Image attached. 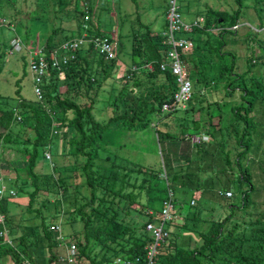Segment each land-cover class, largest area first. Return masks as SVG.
Wrapping results in <instances>:
<instances>
[{"label":"trees","instance_id":"obj_1","mask_svg":"<svg viewBox=\"0 0 264 264\" xmlns=\"http://www.w3.org/2000/svg\"><path fill=\"white\" fill-rule=\"evenodd\" d=\"M59 1L57 0V5ZM242 1L234 0L237 8L231 12L208 9L206 14L198 16L203 17L204 23L201 28L193 29L187 36L188 39L193 43L192 36H201L209 29L219 28L218 30L221 32L217 36L215 45L212 48L207 47L206 52L211 56L216 55L218 58H222L223 54L219 51L223 46L222 34L224 31L231 32L230 28L237 25L241 18ZM79 2L81 7L76 12L81 16V20L77 24V37L80 36L83 26H85L84 31L88 39L101 40L105 38L114 46V38L100 30L99 22L97 21L94 25L91 23L92 6L90 0H80ZM72 5L73 0H70L65 7L71 9ZM253 8L258 14L257 10L261 11L264 8V0H253ZM67 9L62 10L66 11ZM53 11L59 13L57 8H54ZM224 26L227 29L223 31L220 28ZM165 29L166 22L164 30L155 34L151 32L148 25L138 22L137 29L131 34V56L136 57L137 60L131 66L136 71L130 72L131 67L126 70L120 89V94L124 92V97L113 102L114 111H116L128 95L134 99L135 109H132L129 116L115 114L105 123L97 122L91 115V111L97 102L96 98H98L102 83L110 77L115 67L117 56L115 59L105 60L94 49L92 43L88 42L73 52L74 58L65 66H59L56 69L50 68L49 52L56 51L64 41L74 38L73 34L59 37L61 31L65 32V30L61 26L54 27L45 38L44 46L41 47L48 64L46 74L42 78L41 102L35 98L26 100L19 94V83L24 77H28L27 59L25 55L20 56L21 76L14 82L16 86L14 91L15 103L7 107V101L13 97L0 95V130L2 131L0 133V146L24 159V172L32 187V190L27 193L28 200L24 214L29 215L27 220L39 219V222L36 225V230L32 227L31 232L17 238L18 242L15 244L14 240L9 237L8 223L10 218L7 215L3 197L1 210L4 215L9 243H0V260L8 259L10 264H20L24 260L31 264H57V257L52 251L60 243H57V233L50 230L53 225L50 226L48 222H51V219L58 220V218L63 217L64 214L56 208L59 200L65 197L67 187L64 180L58 174L55 175L60 171L55 163L50 165L51 173L47 175H40L35 172L36 159L40 154L44 158V153L47 152L49 159L51 156L83 159L80 169L84 178V186L88 192L87 198L80 204H77L72 198L70 201L72 211L64 212L69 214L64 219V223L69 224L70 227L77 223L81 224V231L77 233L82 238L83 244H76L75 242L74 262L76 264H117L115 260L118 259L122 261L121 264H144L145 248L152 241L150 234L145 231L146 224L157 222L156 214L160 212L165 200L170 199L173 206L176 203L181 204L176 193L177 191L178 193L184 192V190L181 191V188L184 189L187 186H185V180L182 179L183 176L179 173L185 166L186 171L190 172L188 174L193 175L192 172L195 170L193 168H198L197 160L188 157L184 162L178 159L173 162L174 157L171 152H167L168 150L164 145L163 148L160 147L159 149L162 171L155 172L151 168L147 169L135 164L118 165L114 160H111V157L102 158L103 153L100 151L109 148L102 144L103 135L108 129L116 128L133 133L142 132L153 121L151 117L147 118V114H152L158 120L169 116L178 109L183 113L198 111L189 104L182 109L173 104V94L177 89L174 77L168 69L163 71L159 69V66L167 61V46L162 37ZM198 48L199 46H194L193 43L192 52L182 54L181 61L189 80L194 79L196 84L205 86L206 80L202 75L201 67L209 60L204 58L205 60L198 62L196 58ZM8 49L9 43L6 51ZM245 63L248 67L255 64L253 58L249 56L246 57ZM145 65H149L151 71L144 70L143 66ZM233 69L232 56L230 64L219 69L218 76L223 79L225 95L232 94L239 87V83L244 84L245 81L244 77L247 71L237 75L233 73ZM233 74L234 77L231 79ZM227 76L228 78H226ZM257 86L260 87L261 84L256 83L255 88ZM61 87L63 90H60ZM240 90H243V93L239 94L240 103L231 107L229 111L231 123L226 127L229 130H227V137L225 138V141L229 137L234 139V159L230 161L229 153H225L222 156L223 159L218 158L216 163L223 160L225 168L218 169L213 174L211 181L213 182V179H216L217 182L223 181V193H218L224 197L225 192H230L231 196L224 198L233 199L234 191L232 187L226 185L228 181H231L227 176L232 173L234 166L237 171L236 180L247 184V189L240 192L239 208H244L249 201V194L252 193L253 187L250 184L251 173L248 166L242 164V161L250 151L251 135L256 132L253 108L257 101V95H252L250 90L243 88ZM248 95L251 98L245 99L244 97ZM163 105L168 106L166 111H161ZM206 105V109L214 105V109L217 110L215 103H207ZM211 111L213 110L211 109ZM218 115L220 116L221 113L218 112ZM207 116V121H203V119L192 120L189 127L180 128L178 135H171L165 129L159 131L158 124H154L156 143L161 145L164 142L179 141L181 136L187 135L189 137L194 134V131L197 134L200 131L202 133L201 123L205 122L209 126L208 130H204L207 140L192 144L191 151L194 147L197 157H201L202 154L208 157L211 155L208 148L209 137L214 139L215 135H220L223 128H214L213 125L209 124V120L213 116L212 113ZM228 133L233 135L230 136ZM217 139L224 141L222 137L217 136ZM184 141L186 140L184 139ZM216 144L218 142L215 143V148L218 147ZM238 146L240 150L237 149ZM222 151L224 152V149ZM44 160L46 159L44 158ZM210 160L215 167V157H210ZM105 161L108 162V165ZM52 178L54 181L52 183L57 185L58 192H55L56 204L54 208L56 212L51 218L44 215L48 209L51 194L47 191V196H43L40 186L47 187ZM14 185L16 186V184ZM141 194H144L147 203H149L148 206L139 204L138 199ZM135 206L145 207L146 211H136ZM190 206L194 207L195 204L192 202ZM227 208L230 209L232 206L229 205ZM130 214L144 217L139 227H132L134 222L129 218ZM237 218L233 216L217 220L211 218L208 223L197 218L196 211H192L190 215H186L182 219L181 225L176 226L179 229L194 231L201 238V245L186 249L179 248L175 242L177 234L169 230L171 223L167 228V237L158 249L152 264H264V212L259 214L254 222H250L254 229L251 230L249 237L244 236V231L238 225V221L243 223H247V221H244L241 216ZM204 223L208 227L206 231L202 232L195 229L197 225ZM93 224L95 225L94 228H92ZM90 228L92 229L91 237L87 233ZM77 233L75 232L74 236L78 235ZM31 248L35 249V252L39 248L46 249L48 252L46 262H37L36 254L32 255L30 252ZM94 248H98L96 253L93 252Z\"/></svg>","mask_w":264,"mask_h":264},{"label":"rangeland","instance_id":"obj_2","mask_svg":"<svg viewBox=\"0 0 264 264\" xmlns=\"http://www.w3.org/2000/svg\"><path fill=\"white\" fill-rule=\"evenodd\" d=\"M69 1L60 0L57 5V0H0V95L3 97H13V99L7 101V107L15 103L14 91L16 86L14 82L21 76L20 56L24 55L22 52L6 55L9 41L17 37L27 49L35 50L44 46L45 38L50 34L51 29L56 26H61L65 30V32L61 31L59 37L70 34H73L74 38L77 37V24L81 20V16L76 10L81 7V4L80 0H73L71 9H67L65 6ZM169 1L90 0L92 6L90 21L93 25L98 21L100 30L105 34H109V37L113 36L117 56L115 67L110 77L102 83L101 89L98 92V98H96L97 102L93 105V110L91 111V115L97 122L105 123L107 119L115 114L129 116L132 109H135L134 99L128 95L123 99V103H121L119 109L116 111H114L115 107L113 103L116 99L119 100L120 98L121 100L124 97V92H121L122 96L120 94L123 76L126 70L132 67V63H136L137 61L136 57L131 56V34L137 29L138 22L148 25L152 33H161L164 30L166 22L165 12ZM174 2L180 19L184 23H189L197 19L198 16H203L208 9L231 12L237 8L234 0H174ZM54 8H57L59 13L53 11ZM62 9L67 10L63 11ZM257 11L258 14L253 8V0H243L241 18L236 25L237 29L227 32L224 31L227 29L225 26L220 28L224 31L221 37L223 46L219 49L221 54H223L222 58H218L216 55L211 56L206 52L207 47L210 46L212 48L215 45L217 36L221 32L218 30L219 28L209 29L201 36H192L191 34L194 46H199L196 54L198 62L206 58L209 60L208 63L203 64L201 67L202 75L206 80L205 86L196 84L194 79H190L192 94L186 105L189 104L194 107V110L198 109V111L183 113L178 109L169 116L159 118L158 120L152 114H147V118L151 117L153 119V124L148 125L144 131L135 133L117 129L121 133L118 141L109 137V133L107 132L108 138L106 137L104 141L107 144L106 146L110 147L100 151L103 153L102 158L111 157V160H114L118 165L125 164L129 166L135 164L147 169L151 168L155 172L162 171L159 149L160 147L163 148L164 145L165 147L168 145L169 150L167 149L168 151H166L171 152L174 157L173 162H176L177 159L184 162L188 157L196 158L198 168H193L195 169L192 172L193 175L188 174L190 172L186 171L185 166L182 167V172L179 173V175L183 176L182 179L185 180V186L187 187L184 189L180 187L181 191L184 190V192L178 193L177 191L176 193L181 204L176 203L174 205V220L169 229L177 234L175 242L179 248L199 247L202 243L201 238L194 231L177 228L178 225L182 224V219L186 215H190L192 211H196L197 218L205 220L208 223L211 218L217 220L227 216L235 218L241 216L247 223L238 221V225L244 231L243 233L246 237H249L251 230L254 229L250 222H254L258 218V215L264 212V8L261 11ZM191 52L192 50L189 53ZM231 56L234 61L233 73L237 75L246 71L247 73L244 77V84L239 83V87L232 94L225 95L224 82L218 76V73L221 67L230 64ZM247 56L253 58L254 65L250 67L246 66L245 60ZM233 77L234 74L231 79ZM256 83L261 84V86L255 88ZM19 86V94L22 98L26 100L34 98L28 77H24ZM240 88L248 91L251 88L252 95H257V101L254 103L253 108L256 132L251 135L252 143L250 151L242 161V164L247 165L251 173L250 184L253 187L252 193L249 194V201L244 208H239L240 192L247 189V184L236 180L237 171L234 166L232 167V173L227 176L231 181H228L226 185L232 187L234 191L233 199H225L218 193L223 191V181L217 182L216 179H213V182L211 181L213 174L218 169L222 170L225 168L223 160L216 163L218 158L223 159L222 156L225 153H229L230 161L234 159V139L229 137L225 141V138L227 137V130H229L226 127L231 123L230 108L240 103L239 94L243 93V90H240ZM60 90H63V88L61 87ZM244 98L250 99L251 97L248 95ZM200 100L202 101L200 102ZM212 102L217 106V110L214 109V105L206 109V104H213ZM178 108L180 107L178 106ZM218 112L221 113V117L218 115ZM211 113L213 116L209 120V124L213 125L214 128H223L220 131V135L217 134L215 136L222 137L224 141L218 139L217 141L216 137H213L214 139L209 137V142H207L211 155L208 157H205L204 154L201 157H197L194 147L191 151L192 144L197 143L199 139L205 138L204 141L207 140L204 130H208L209 126L205 122L201 123L202 133L200 131L198 134H191L189 137L183 135L179 141L164 142L158 145L154 131H151L149 137V128L151 130L154 129V124H158L159 131L165 129L171 135H178L180 128L189 127L192 120L203 119V121H207V115ZM113 130H116V128H113ZM0 133H2L1 130ZM228 134L230 135V133ZM115 137L117 136L115 135ZM217 142L216 147L218 145V149L215 148V143ZM223 149L224 152L222 151ZM237 149L240 150L239 146ZM213 156L215 157V167L211 164L212 161L210 160V157L212 158ZM24 163V159L19 157V155L11 153L5 150L3 146H0V188L4 189V206L10 218V222L8 223V229L10 230L9 237L14 240L15 244L18 242L17 238L31 232L32 227L36 230V225L39 222V219L27 220L29 215L24 214L28 200L27 193L32 190L24 172ZM53 163L57 164L58 168H60L59 173H55V175L58 174L64 180L67 187L65 197L59 200L56 208L65 216L62 214V218H58V220L51 219V222L48 223L50 226L55 224H59L60 226L59 235L61 241H57L60 244L52 252H55L57 264H65L63 260L65 259L67 248L70 245H75V242L76 244L83 243L82 238L77 233L81 231V224L77 223L73 227H70L69 224L64 223V219L69 215L64 212L72 211L70 204L72 198H74L77 204L83 203L85 198H87L88 192L84 186V178L80 169L83 159L60 156L55 158L51 156L46 161L40 154L35 161V172L40 175H47L51 173L50 165ZM107 163L106 165H108ZM221 177L223 176L221 175ZM169 181L171 180L169 179ZM52 182H54L53 178L47 187L40 186L43 196H47V191L51 194L48 209L44 212L45 216L51 218L54 217L56 212L54 208L56 204L55 192H58L57 185H54ZM12 183L16 184V186ZM9 191L13 192L14 196H8ZM190 201L195 204L194 207L189 205ZM138 202L141 206L149 205L144 194L140 195ZM229 205L232 208H227ZM134 208L136 211H146L145 207L140 208V206H135ZM158 210L159 207L157 205ZM129 218L134 222L132 227L137 228L142 224L144 217L130 214ZM94 227L95 225L93 224L92 228ZM207 228V224L204 223L203 225H197L195 229L203 232ZM91 231V228L87 230L90 237L92 235ZM75 232L78 235L74 236ZM97 251L98 248L93 249V252L96 253ZM30 252L32 255L36 254L35 259L37 262H46L48 257L46 249L39 248L36 250V253L35 249L31 248ZM0 264H10V261L8 259L0 260ZM73 264H76V262Z\"/></svg>","mask_w":264,"mask_h":264},{"label":"built area","instance_id":"obj_3","mask_svg":"<svg viewBox=\"0 0 264 264\" xmlns=\"http://www.w3.org/2000/svg\"><path fill=\"white\" fill-rule=\"evenodd\" d=\"M166 29L162 33L164 43L167 46L166 52V63L159 66L161 71L168 69L171 75L174 77V82L177 86L176 92L173 94V104L181 109L185 107L186 103L191 98V82L188 78L185 67L181 61V55H185L190 52L193 47V43L188 39V35L193 29L201 28L204 19L203 17H198L197 19L190 21L189 23H184L180 19V15L177 13L174 0L168 2L166 12ZM86 27L83 26V31L79 37L72 38L64 41L59 48L54 52H49V67L56 69L59 66H65L69 61L74 58L73 52L83 46L84 44L90 42L92 43L94 49L104 57L105 60H112L116 58V52L114 46H112L109 41L104 39H88L86 32L84 31ZM233 27L232 29H235ZM91 39V40H90ZM23 53L27 59V72L28 78L32 87V94L34 98L41 102V86L42 78L45 76L48 64L45 60V54L41 48L30 50L27 49L17 37H14L9 42V49L6 54H19ZM146 71H151L149 65L143 66ZM136 71L134 67L130 68V72ZM168 109L167 105H163L161 111H166ZM205 138L199 139L198 142L204 141ZM197 142V143H198ZM44 158L49 160V154L44 153ZM9 196H14V193L9 191ZM225 198H229L230 192H225ZM4 197V189L0 188V243H9L8 232L4 224V215L1 210V202ZM192 205V202H190ZM174 206L170 199L165 200L162 203L161 210L156 214L157 222L155 224L148 223L145 226V231L148 232L152 238L150 244L145 248L144 264H152V260L155 257L158 249L165 241L167 237L168 225L174 220L173 214ZM50 230L57 233V241H61L59 230V224H55L50 227ZM75 255V246L70 245L65 251V259L63 260L65 264H73ZM115 263L121 264L122 261L115 260ZM20 264H31L29 261L24 260ZM128 264V263H125Z\"/></svg>","mask_w":264,"mask_h":264},{"label":"crops","instance_id":"obj_4","mask_svg":"<svg viewBox=\"0 0 264 264\" xmlns=\"http://www.w3.org/2000/svg\"><path fill=\"white\" fill-rule=\"evenodd\" d=\"M151 123L153 124V122H151ZM151 131H154V129L151 130V129L149 128V137H150ZM107 132L109 133V137L113 138V140H117V141H118L119 137L121 136L120 131H118L117 129H116V130H113V131H112V129H108L107 131H105V133H104V135H103V140H102V143L105 144V145H107V144L105 143V141H104L106 137L108 138V136H107V135H108ZM111 132H113V133H111ZM195 133H197V132L194 131V134H195ZM115 135H116L117 137H115ZM154 136H155V133H154ZM109 147H110V146H109ZM166 149L169 150L168 145L166 146Z\"/></svg>","mask_w":264,"mask_h":264},{"label":"clouds","instance_id":"obj_5","mask_svg":"<svg viewBox=\"0 0 264 264\" xmlns=\"http://www.w3.org/2000/svg\"><path fill=\"white\" fill-rule=\"evenodd\" d=\"M234 27H236L235 29H232V28H230V30H232V31H235L236 29H237V26H234ZM111 38H113V36H111Z\"/></svg>","mask_w":264,"mask_h":264}]
</instances>
